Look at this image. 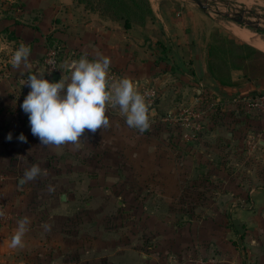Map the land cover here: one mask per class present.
I'll use <instances>...</instances> for the list:
<instances>
[{
  "label": "crops",
  "instance_id": "1",
  "mask_svg": "<svg viewBox=\"0 0 264 264\" xmlns=\"http://www.w3.org/2000/svg\"><path fill=\"white\" fill-rule=\"evenodd\" d=\"M150 2L154 18L145 26L127 30L122 22L106 20L74 0H0V118L9 120V130L21 127L28 140L33 136L28 116L21 111L16 115L18 81L42 70L50 42L60 48L61 79L63 75L70 76L64 67L66 62L83 55L93 60L99 53L110 58L111 77L130 78L141 94L144 87L158 88L159 102L155 110L151 109L155 117L164 109L170 112L195 99L227 103L238 95H264V74H250L244 68L249 60L244 65H241L243 62L235 64L229 52L230 58L222 59L220 65L211 56L214 33L219 36L221 33L213 30L212 20L199 7L189 1L167 5L160 1L155 2L156 9ZM244 31H236V35ZM234 42L254 47L245 41ZM21 43L31 49L29 67L22 64L20 68H13L10 60ZM214 71L225 74L226 84H221ZM13 94L16 95L12 97ZM106 115L109 121L126 124L119 108L110 103L106 105ZM206 127L200 142L185 144L171 129L153 125L157 138L165 140L170 159L142 163L140 173H147L149 168L157 170L158 177L152 179L151 186L160 189L149 198H160L167 203V209L158 208L156 212L165 210L163 214L170 218V223L165 224L167 231L158 227L150 229L153 243L135 245L123 243L122 238L114 241L110 230L101 233L100 241L99 237L92 236L93 227L92 233L88 229L81 239L80 232L64 227L65 221L73 219L68 210L74 202L68 199L63 185L92 184L98 180L99 170L110 166L104 156L95 163L93 153L95 148L99 152L110 151L107 149L110 144H105L103 139L108 132L104 128L94 134L85 130L84 147L82 143L79 147L43 145L44 152H69L71 156L85 150L88 154L81 157L85 165L78 168H86V175L80 178L76 168L64 163L62 156L52 161L44 157L49 164L46 167L51 164L60 168L62 164L69 171L62 176L55 169V177L45 176L38 181L35 185L38 191L34 193L37 204L30 203L29 191L15 190L16 176H11L4 191L11 200L7 211L14 218L0 225V264H179L182 259L197 257H214L218 264H264V175L254 171L255 155L262 157L257 167L264 168V119L257 112L240 115L239 111L224 110L212 115ZM98 136H101L100 142H97ZM249 138L258 142L255 148L248 145ZM242 158L250 161L244 163ZM243 163L247 168L245 174L240 171ZM195 169L201 172L198 177L194 175ZM107 176L104 174V182ZM192 185H198V191ZM123 193L128 197L133 195L128 191ZM63 194L67 196V203L61 201ZM63 210L66 213L61 215L59 212ZM24 217L29 218L30 224L23 246L11 248L9 244L17 222ZM162 221L164 218L158 222L160 228ZM112 249L114 253L110 255L107 250ZM96 251L102 252V257L97 258Z\"/></svg>",
  "mask_w": 264,
  "mask_h": 264
},
{
  "label": "rangeland",
  "instance_id": "2",
  "mask_svg": "<svg viewBox=\"0 0 264 264\" xmlns=\"http://www.w3.org/2000/svg\"><path fill=\"white\" fill-rule=\"evenodd\" d=\"M160 1L166 2L164 5H167L168 3H188V0H152L154 6ZM190 4L197 7L193 3ZM155 8L157 9V6H155ZM202 12L212 20V25H214L213 30H218L221 33V37L224 39L228 38L233 42H243V40L237 37L239 33H249L264 38V0H209L207 12L203 10ZM242 12H244L246 20L257 22L260 25L261 30H256L245 24H240L233 19L224 17L220 14L228 13L233 15L234 13ZM244 30L253 33L245 32ZM236 31L244 32H237L236 35ZM52 45L55 44L50 42L49 47ZM217 49L214 60H218L219 64L222 65V59L226 61L227 58H230L228 54L229 52H232V44L231 42H224L220 49L218 47ZM238 53L241 54L242 51L239 50ZM145 89L147 88L144 87L142 89V93ZM15 95L13 94L12 97ZM156 105L157 102L155 106ZM155 106L148 107L150 127L143 132L139 129L130 128L127 124L118 123L116 120L109 121V126L104 127L108 132V135L103 139L106 140L105 144H110L111 147L107 148L110 151L102 152L100 150L99 152L95 148L93 153L96 160H94V162L96 163V161L102 160L104 156V159L109 160L110 166L107 167V169L99 170L100 175L96 177V179H98L96 182L92 184L81 183L75 185H63L64 190L69 194L68 199L74 202L73 206L70 208L72 211H70V209L68 210V213H71L68 214L69 217L72 216L73 219L70 220L69 218L68 221H65L64 227L72 232H80V239L86 235L85 233L88 229L89 233H92L90 232V229L93 227L94 231L92 236L99 237L98 239L100 241L101 233L110 230L114 241L122 238L123 243H132L135 245L139 242L153 243L154 240L149 237L148 233L152 228L158 227L162 231L168 230V226L165 224L170 223V218L164 216L165 214H163V211L165 213V210H161L158 213L156 212V209L158 208L167 209V203L160 198L157 200L149 198L152 193L160 189H155L151 186L153 183L152 179L158 177L157 170L149 168L147 173H140V165L142 163L148 162L149 164L150 162H157L159 160L166 161L170 159L166 149L167 144L164 142L165 140H159L156 136V131H154L155 128H152L153 125L157 126L158 118L163 116L168 110L164 109V111L160 112V116L155 117L151 114V109ZM7 108H9V106H7ZM12 108L13 106H11V109ZM241 112L245 111H239L240 115ZM8 124L11 125L6 117L0 118V211L4 213L3 216H0V225H5L14 218L13 214L7 211L8 206L11 205V200H8L9 196L6 191H4L5 188H7L12 175L15 174L14 176H16L14 179L15 190L21 193H25L26 190L29 191L30 203L32 204L34 202L37 204L38 202L35 201H37L38 198L34 193L38 191L37 187H35L38 181L42 180L45 176L55 177L56 170L57 174H61L62 176L66 174L65 172L69 171V168H62V164L60 168H58V166L53 167L51 164V168L46 167L49 165L46 161H52L56 156H62L61 159L64 160V163L68 162V164L73 165V168H76L80 178L83 175H86L87 172L86 168H78L81 165H85L82 161L83 159L81 160V157L85 158L86 154H88L85 150L80 154L74 152V154L72 153V156L69 152L64 154L63 152H44V146L41 144L38 137L32 136L30 137V140L27 139V142L29 141L30 143L20 142L17 138L23 133L22 131L24 128L20 127L16 128L14 131H10ZM15 131L17 134L16 136L14 135ZM9 133L12 134L11 141L7 139ZM81 139L84 140L80 142L82 143L81 147H84L86 137H81ZM96 139L97 142H100L101 136L96 137ZM44 157L46 161L43 160ZM242 159L244 163L250 161L245 160V158ZM261 160L262 157L260 155H255L256 167L254 168V171L257 175L263 176L264 168H262L261 165L257 167L256 164ZM244 163L242 164L243 167L240 164V171H243L245 174L247 168ZM18 164L20 167H17ZM33 164L39 165L42 170L41 175L33 181L20 185L19 179L23 176L24 171L30 168ZM96 170L97 169L95 168V173ZM199 173L201 172L195 169L194 175L196 177L199 176ZM104 174L108 175L105 177V180L107 179L105 182L103 180ZM61 175L58 177L59 180H61ZM141 177H143V179ZM192 188L194 191H198L199 189L198 185H192ZM120 190L121 192L118 194ZM123 191L133 192V195L128 197ZM89 192H92L93 195H90ZM110 192H114V194L111 195ZM135 194L140 195V197H137ZM70 201H68V203ZM142 204L143 206H141ZM59 213L63 215L66 212L63 210ZM163 218L164 221H162V227L160 228L158 222L161 219L163 220ZM86 219L89 220H87L88 224L85 222ZM179 219L180 222H182L181 216ZM111 243H113V241ZM107 252L112 255L114 249L107 250ZM95 256L97 258L102 257V252L96 251ZM200 258L210 260L214 257H197L195 259ZM188 260L189 259H182L179 264H183L184 262L187 263Z\"/></svg>",
  "mask_w": 264,
  "mask_h": 264
},
{
  "label": "clouds",
  "instance_id": "3",
  "mask_svg": "<svg viewBox=\"0 0 264 264\" xmlns=\"http://www.w3.org/2000/svg\"><path fill=\"white\" fill-rule=\"evenodd\" d=\"M30 47L21 43L11 57L13 68L23 64L29 67ZM110 58L97 54L89 60L86 55L78 60L65 63L70 76L59 82L44 79V72L29 74L23 85L31 90L20 105L28 116L31 133L38 137L44 146L60 147L71 144L79 147L85 130L96 133L98 129L109 126L106 105L118 107L130 128L141 132L149 127V108L145 97L136 89L134 82L127 77L113 78L109 75ZM7 139L11 141L12 134ZM27 142L23 133L17 138ZM39 165L33 164L24 171L19 180L24 185L41 175ZM50 187V190H54ZM4 213L0 211V216ZM30 220L24 217L17 222L9 246H23V238L28 231Z\"/></svg>",
  "mask_w": 264,
  "mask_h": 264
},
{
  "label": "built area",
  "instance_id": "4",
  "mask_svg": "<svg viewBox=\"0 0 264 264\" xmlns=\"http://www.w3.org/2000/svg\"><path fill=\"white\" fill-rule=\"evenodd\" d=\"M62 63L60 60V48L57 45L50 46L44 56L42 70L44 72V79L54 82V76L61 74ZM27 77H23L19 82L18 101H17V116L18 112L23 110L20 105L23 103L24 98L31 90L27 85H23L21 82L26 81ZM142 95L145 97V101L148 107L155 106L160 96V91L156 87H150L144 90ZM245 111V112H257L262 119H264V95L259 97H252L249 95H238L231 98L227 103H223L220 100L208 102L205 100L195 99L188 104L180 105L176 110L165 113L159 117L157 124L168 128L173 132L174 136L185 144H196L200 142L207 129L208 119L212 115L220 114L223 111ZM24 113V112H23ZM150 127V125H149ZM248 145L251 148H255L258 142L254 138H249ZM183 264H218L216 259L205 260L203 258L195 259L191 258L188 262Z\"/></svg>",
  "mask_w": 264,
  "mask_h": 264
},
{
  "label": "trees",
  "instance_id": "5",
  "mask_svg": "<svg viewBox=\"0 0 264 264\" xmlns=\"http://www.w3.org/2000/svg\"><path fill=\"white\" fill-rule=\"evenodd\" d=\"M74 2L83 5L86 10L98 14L106 20L122 22L127 30L135 26H145L150 19L154 18V11L150 0H74ZM214 34L215 46L214 48L212 46L211 56H215L218 50L217 47L220 49L224 42H231L232 58L235 64L243 62L241 65H244V62L249 60L244 68L250 74L260 76L264 74V61H262V58L264 59V52L247 44L236 45L235 42L228 40V38L224 39L219 36L217 32ZM239 50L242 51L241 54L238 53ZM214 72L221 84H226L224 80L225 74L217 71Z\"/></svg>",
  "mask_w": 264,
  "mask_h": 264
},
{
  "label": "water",
  "instance_id": "6",
  "mask_svg": "<svg viewBox=\"0 0 264 264\" xmlns=\"http://www.w3.org/2000/svg\"><path fill=\"white\" fill-rule=\"evenodd\" d=\"M188 1L193 3V4H195L201 10L207 12L209 0H188ZM220 14L222 16H224V17L231 18V19H233L234 21H236V22H238L240 24H245V25H247L249 27H252V28H254L256 30H261V27H260V25L257 22H253V21L245 19L244 12H242V13H234L233 15L228 14V13H220ZM60 79H61V76L59 74H56L54 76V82H59ZM153 110H155V109H153ZM61 201L63 203H67V196L65 194H63L61 196Z\"/></svg>",
  "mask_w": 264,
  "mask_h": 264
},
{
  "label": "bare ground",
  "instance_id": "7",
  "mask_svg": "<svg viewBox=\"0 0 264 264\" xmlns=\"http://www.w3.org/2000/svg\"><path fill=\"white\" fill-rule=\"evenodd\" d=\"M241 40L253 45L254 47H257L260 50L264 51V41L255 35L247 34V33H239L237 35Z\"/></svg>",
  "mask_w": 264,
  "mask_h": 264
}]
</instances>
